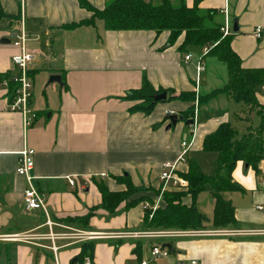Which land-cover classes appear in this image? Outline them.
Segmentation results:
<instances>
[{
	"label": "crops",
	"instance_id": "1",
	"mask_svg": "<svg viewBox=\"0 0 264 264\" xmlns=\"http://www.w3.org/2000/svg\"><path fill=\"white\" fill-rule=\"evenodd\" d=\"M84 1L97 10L112 2ZM169 1L173 6L183 3L189 8L194 4V0ZM80 2L0 0V12L8 17H0V75L14 69L12 58L18 53L12 40H3L22 27L26 46L34 56L29 66L30 108L36 114L33 124L25 127L20 113L7 111V92L0 84V264H73L86 243H93L94 264H149L150 259H161L153 257L151 250L158 245L163 248L164 242L130 238L57 240L54 244L60 248L53 253L49 249L51 241L36 238L49 232L45 215L39 210L27 211L23 205L26 181L16 174V168L25 148L35 152L30 176L33 186L45 197L49 220L56 224L52 231L65 232L61 228L64 226L106 235L141 231L144 208L138 204L124 210L121 205L114 215L98 209L84 228L61 222L66 217H82L100 204L96 180H102L112 192H121L125 187L114 178L127 174L134 186L158 190L163 165L176 162L181 142L190 145L187 160H194L201 168L203 140L220 124L229 123L239 135L244 134L239 126L252 122L254 116L259 124L245 125L246 132L261 124L259 114L249 112L226 93L196 106L193 131L183 121L166 129L170 123L167 116H179L192 103L167 101L157 104L149 115L129 113L133 103L128 95L140 88L143 76L154 88L170 92L167 97L181 92L206 95L226 85L227 69L207 52L202 57L205 71L196 90V58L204 48L180 52L182 39L167 47V33L108 31L98 18L83 25L92 19V12ZM198 8L215 10L219 21H227L231 49L244 69H264V0H202ZM234 22L237 34H232ZM257 28L261 30L260 39L254 36ZM188 53L193 58L184 62ZM52 75L60 76L61 84H49ZM255 94L264 106V84ZM257 168L259 175L252 167L237 162L231 173L232 181L242 189L224 194L234 208L235 224L226 229L208 226L201 230L225 234L167 240L172 258L160 264H264V159ZM178 170L187 173L188 165L179 164ZM69 178L75 186L69 185ZM79 185H84V191L78 190ZM143 195L155 197L152 193ZM183 203L190 206V196ZM236 231L256 233H232ZM22 234L36 239H1ZM138 244L139 257L134 253Z\"/></svg>",
	"mask_w": 264,
	"mask_h": 264
},
{
	"label": "trees",
	"instance_id": "2",
	"mask_svg": "<svg viewBox=\"0 0 264 264\" xmlns=\"http://www.w3.org/2000/svg\"><path fill=\"white\" fill-rule=\"evenodd\" d=\"M201 1L194 0L193 6L189 8L183 3L173 6L169 0H160L159 5H153L145 0H112L102 10L91 7L84 0L80 2L85 9L92 12V19L83 22V25H89L94 18H98L103 21L108 31L167 33V47L175 45L179 39H182L178 47L180 52L195 51L206 47L209 49L208 55L215 56L227 69L228 80L221 89L206 95L181 92L159 102H155L153 96L170 92L154 88L146 76H143L140 88L131 90L128 95L129 101L133 103L129 108V113L149 115L157 104L167 101L192 103L193 106L178 116L182 118L179 122H185L194 119L196 106L200 107L208 103L219 93H226L234 102L248 108L249 112H256L261 118L258 128L248 129L242 135H239L229 123L220 124L213 133L207 135L202 143V151L217 155L215 174L205 175L194 160L188 159L187 173L178 172L187 181L188 190L163 192L160 204L155 210L144 209L142 231L165 229L201 231L208 226L213 229H226L234 225V208L231 202L225 199L224 194L242 191V189L232 181L231 173L237 162H243L259 175L257 164L264 159V106L259 104L255 94L256 89L264 84V69H244L241 66L239 57L231 49V35L224 36L221 31L224 22L217 19L220 16L219 13L215 10H200L198 5ZM0 17L7 16L0 12ZM14 75V69L0 75V84L3 80L8 81L7 96L9 99L13 97L18 87L17 82L13 80ZM114 180L123 185L125 190L112 192L102 180H96L95 183L101 196L100 204L89 209L88 213L82 217H66L61 222L84 228L89 225V220L98 209L107 212L108 215H114L121 205L124 206V210L145 203L153 206L160 195V189L134 186L129 176L123 175ZM208 184L211 186L210 193L214 200L213 215L210 220L201 214L195 205L196 197ZM146 193H152L155 197L152 199L144 196L143 194ZM187 196L191 198L190 206L183 203V199ZM163 242L165 243L164 240H159L158 243ZM93 247V243L83 244L73 264H81L86 256L92 258ZM134 253L140 256L139 244L136 245Z\"/></svg>",
	"mask_w": 264,
	"mask_h": 264
},
{
	"label": "built area",
	"instance_id": "3",
	"mask_svg": "<svg viewBox=\"0 0 264 264\" xmlns=\"http://www.w3.org/2000/svg\"><path fill=\"white\" fill-rule=\"evenodd\" d=\"M224 36H227L231 32V27L225 20L224 26L221 29ZM254 36L257 39L261 38V30L257 28L255 30ZM27 37L25 35L24 29L21 27L19 31H17L16 35L12 39V45L14 48L18 50V53L13 56L12 64L14 66L15 75L13 76V80L17 82V88L14 91V95L11 99L7 96V111L8 112H18L23 116V121L25 127H29L33 124L36 114L30 108V100L32 96V80L29 75V66L33 61L34 56L29 51L26 46ZM209 51L208 48H204L202 55L197 56V65H196V90L200 84V74L205 71L203 65L202 57ZM193 58V54L188 53L183 57L184 62H189ZM2 87L6 89L8 93V81L3 80L1 82ZM190 145L187 142H181L180 144V152L178 158L175 163H166L163 165V169L161 175L159 177L160 182V195L154 202L153 206L145 203L143 204L144 209H152L155 210L161 201V194L167 191H186L188 190V183L185 179H183L179 175L178 165H186L187 164V153ZM34 150L25 148L19 155V159L17 162L16 174L23 177L26 181V187L23 191V205L25 210L33 211L39 210L42 211L46 217V225L49 227V232L43 235H37L36 238L40 240H49L52 245L49 249L52 250L53 253H56L60 247L55 246L54 242L57 240H85V239H104V238H113V239H145V240H172L176 238H189V237H201L208 235H221L225 234L224 231H214V232H205V231H172V230H146V231H133V232H120L114 234H93V233H83L80 231H74L68 229L64 226H60L61 228L66 229L65 232L55 233L52 231V227L56 226L53 222H51L47 215L46 210V201L44 195L39 192L32 184L33 178L30 176V171L34 166ZM68 183L70 186H75V182L73 178H69ZM78 190L80 192L84 191V185H79ZM235 234H255L254 231H236L232 232ZM34 236H30L28 234L19 235H9L4 236L1 239L7 240H21L23 242H29L32 239H36ZM169 251L166 248H161L159 245L154 246L151 250V255L153 257H166L168 256ZM81 264H94L91 257L86 256L83 259ZM140 264H146L144 262ZM190 264H197L196 261H191Z\"/></svg>",
	"mask_w": 264,
	"mask_h": 264
},
{
	"label": "rangeland",
	"instance_id": "4",
	"mask_svg": "<svg viewBox=\"0 0 264 264\" xmlns=\"http://www.w3.org/2000/svg\"><path fill=\"white\" fill-rule=\"evenodd\" d=\"M258 124H259V121L257 117L254 116L252 119V122L249 120L247 123H244L243 125L239 126V129H240L239 132L241 134L246 132L245 125L256 126ZM216 159H217V155L215 153H203V157L199 160V162H200V166L203 172L206 175L210 176L214 174V171L216 168ZM187 188H189V185ZM210 190H211V186L209 184L205 185L204 190L199 193V195L196 197V200H195V205H196L197 210L201 214L206 215L208 218L212 216L213 206H214L213 198L210 194ZM165 230L178 231L177 229H165ZM146 257L149 258L147 255ZM167 257H161V259H150L151 261L149 262V264H160L162 262H165L164 260L169 261V259L172 258L171 255H168ZM164 258H167V259H164Z\"/></svg>",
	"mask_w": 264,
	"mask_h": 264
},
{
	"label": "water",
	"instance_id": "5",
	"mask_svg": "<svg viewBox=\"0 0 264 264\" xmlns=\"http://www.w3.org/2000/svg\"><path fill=\"white\" fill-rule=\"evenodd\" d=\"M237 32H238L237 23L234 22V24L232 26V34H237ZM15 35H16V33H14L8 39H4L3 42L4 43H10L12 38ZM48 83L49 84H51V83L61 84V78L58 75H52V76H50ZM166 98H167V94L166 93H162V94H158V95L153 96V100L155 102L164 101ZM168 120H169L170 123L166 127L167 130H169L171 127L175 126L178 121L182 120V118L178 117L177 115H170V116H168ZM184 124L186 126H189L190 129L193 131V129H194V121L193 120H187V121L184 122ZM124 176H127V174H124ZM162 247L166 248L168 250H172L171 245L169 243H164Z\"/></svg>",
	"mask_w": 264,
	"mask_h": 264
}]
</instances>
